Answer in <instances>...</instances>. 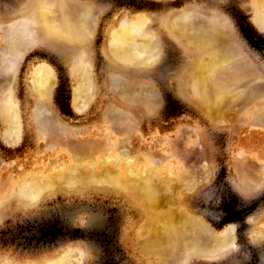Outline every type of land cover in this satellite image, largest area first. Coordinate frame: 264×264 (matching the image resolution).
I'll return each instance as SVG.
<instances>
[{
    "label": "rangeland",
    "instance_id": "rangeland-1",
    "mask_svg": "<svg viewBox=\"0 0 264 264\" xmlns=\"http://www.w3.org/2000/svg\"><path fill=\"white\" fill-rule=\"evenodd\" d=\"M0 264H264L258 0H0Z\"/></svg>",
    "mask_w": 264,
    "mask_h": 264
},
{
    "label": "bare ground",
    "instance_id": "bare-ground-1",
    "mask_svg": "<svg viewBox=\"0 0 264 264\" xmlns=\"http://www.w3.org/2000/svg\"><path fill=\"white\" fill-rule=\"evenodd\" d=\"M258 3L260 5V8L263 9L264 8V0H258ZM45 23H46V25H48V27L50 26L51 27L50 29L54 30L56 33H62L63 32L62 28L51 26L52 24L49 25V23L46 21H45ZM136 27H137V24H135V22H132V24H124V25H121L119 27H114L112 29V32H111L112 43L115 45V48L118 51L119 50L122 51V47L125 45H127V46L131 45V44L141 45L143 43L142 40L140 42H138V40L134 37V34L136 33V30H137ZM206 66L207 65L204 63L203 67H205L207 69ZM36 75H35V78H36V83L39 86V88H38L39 92H41L42 94H45L47 87H48L47 84L49 83V79H50L49 75L50 74H48V72H46V70L45 71L39 70V71H37ZM85 81H86V79H85ZM85 81H83V82H85ZM82 86H84L83 88H85L84 84ZM14 112L15 111H13V113L11 114V118H12V120L10 122L11 125H10V128L8 129V132H7V136L12 141L13 140L15 141L17 136H18L17 135L18 134V123L16 121V115Z\"/></svg>",
    "mask_w": 264,
    "mask_h": 264
}]
</instances>
